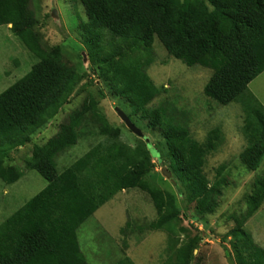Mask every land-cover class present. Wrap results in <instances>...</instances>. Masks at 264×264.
<instances>
[{"label":"trees","instance_id":"trees-1","mask_svg":"<svg viewBox=\"0 0 264 264\" xmlns=\"http://www.w3.org/2000/svg\"><path fill=\"white\" fill-rule=\"evenodd\" d=\"M78 1L98 75L133 115H140L149 129L161 135L170 169L175 173V167L186 176L187 203L199 214H213L227 184L222 168L212 184L202 169L205 156L216 148L220 131H210L206 142L198 144L178 120L176 109L148 108L161 90L146 71L155 61V40L185 66L210 70L203 94L218 105L243 106L247 146L240 164L248 172L256 170L264 157V108L247 93V87L264 72V0ZM31 2L0 0V27L10 26L11 34L38 60L0 94V148L27 143L79 82L76 71L63 62L59 47H42L33 31ZM87 102L68 115L53 138L33 147L26 169L35 171L46 186L0 224V264H88L79 247L78 229L100 206L129 190L144 193L156 216L141 226L126 222L122 235L165 232L170 241L165 264H191L196 240L173 243L179 209L173 194L148 180L153 169L150 152L120 143L118 129L109 126L96 101L89 98ZM87 123L95 126L104 143L59 172L56 157L76 145ZM21 177L20 170L5 166L0 155V181L11 185ZM263 201L264 177L256 182L246 211L234 219L236 227L229 234L237 264H264V249L243 228ZM114 264L133 262L122 258Z\"/></svg>","mask_w":264,"mask_h":264},{"label":"rangeland","instance_id":"rangeland-1","mask_svg":"<svg viewBox=\"0 0 264 264\" xmlns=\"http://www.w3.org/2000/svg\"><path fill=\"white\" fill-rule=\"evenodd\" d=\"M30 9L35 19L33 31L42 47H59L63 62L76 71L79 82L52 118L32 134L27 143L13 149L0 148L3 164L17 167L22 173L14 184L5 185L0 181V224L46 186L35 171L26 169L33 147L42 146L53 138L60 126L67 122L68 115L93 98L109 126L118 129L117 140L120 143L150 152L153 169L148 174V180L173 194L179 209L178 234L173 243L196 240L191 264H237L229 234L236 227L234 219L246 211L256 182L264 177V157L252 172L246 171L240 164L239 157L247 146L242 132L243 106L240 103L222 106L207 99L203 88L212 72L199 66H185L168 56L158 41H154L155 61L146 72L161 94L148 108L165 106L176 109L180 113L178 120L187 126L190 137L198 144L206 142L210 131H220L215 150L204 158L202 171L212 184L222 168L221 176L227 185L221 192L215 212L199 214L194 205L186 201V176L175 167L174 173L169 167L168 151L161 135L149 129L140 115H133L129 106L115 97L98 75L97 60H93L91 55L93 47L87 44L84 36L86 18L79 1L32 0ZM37 61L8 27H0V94L25 76ZM247 93L264 108V72L251 87H247ZM115 108L128 116L141 131L142 139L124 126ZM87 117L90 118V113ZM83 132L76 145L56 157L59 172L93 146L104 143V137L96 134L92 123H87ZM162 168L167 169L175 184L162 175ZM155 216L154 208L144 193L129 190L116 194L78 229V243L86 262L114 264L128 258L133 264H165L170 247L167 233L140 234L135 231L123 236L120 232L126 222L141 226L154 220ZM243 228L251 235L254 244L264 249V201Z\"/></svg>","mask_w":264,"mask_h":264},{"label":"water","instance_id":"water-1","mask_svg":"<svg viewBox=\"0 0 264 264\" xmlns=\"http://www.w3.org/2000/svg\"><path fill=\"white\" fill-rule=\"evenodd\" d=\"M116 115L119 117L120 121L124 124V126L132 133L134 134L135 136H137L138 138L142 139L143 138V135L141 133V131L139 129H137L133 123L130 121V119L128 118L127 115H125L120 109L118 108H115L114 109ZM147 142V140L145 141ZM161 173L162 175L169 179L172 184H175L173 180L170 179V173L167 171L166 168H162L161 169Z\"/></svg>","mask_w":264,"mask_h":264},{"label":"crops","instance_id":"crops-1","mask_svg":"<svg viewBox=\"0 0 264 264\" xmlns=\"http://www.w3.org/2000/svg\"><path fill=\"white\" fill-rule=\"evenodd\" d=\"M8 28H10V26H6ZM260 76V75H259ZM258 79V77L256 79H254L249 85H248V88L252 86V84Z\"/></svg>","mask_w":264,"mask_h":264}]
</instances>
